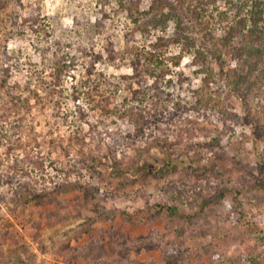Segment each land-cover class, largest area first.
<instances>
[{"label":"rangeland","instance_id":"obj_1","mask_svg":"<svg viewBox=\"0 0 264 264\" xmlns=\"http://www.w3.org/2000/svg\"><path fill=\"white\" fill-rule=\"evenodd\" d=\"M98 1L0 0V66L10 67L8 55L17 59L18 69H12L9 84L20 85L23 97H29L23 90L28 82L36 88L37 73L48 74L41 51L56 48L57 42L67 43L74 18L84 23L99 19ZM150 4L151 0H142V9ZM218 6L229 11L222 1ZM106 10L109 25L105 34L95 37L96 45L102 48L110 37L122 48L130 20L112 4ZM28 12L38 13L43 21L40 37L21 32L20 18ZM211 23L216 37L226 36L225 25ZM195 30L202 32L200 27ZM195 36L202 40L201 34ZM133 40L130 45H145L138 33ZM178 52L173 48L172 53ZM191 59L186 57L176 69L189 78L185 86L190 91H180L183 98H192V89L202 87L199 76L187 67ZM112 72L129 71L124 66ZM80 74L76 71L72 76L78 79ZM74 82L67 77L63 95L55 99L59 105L44 113L33 109L29 97L27 104L33 110L4 117L2 108L6 114L8 106L0 98V264H220L209 261L217 254L228 264H253L251 258L259 253L260 244L252 234L264 236V206L257 204L264 200V137L259 129L248 121L237 125L229 121L232 131L221 137V120L199 118L206 130L195 137H178L172 127L168 135L144 136L135 150L111 153L105 146L107 130L130 133L132 128L113 118L104 128L99 116L92 115L90 122L96 127L90 134L95 141L75 148L69 144L77 140L81 120L79 103L71 99ZM232 103V112L247 116L240 101ZM252 107L261 112L264 97L255 99ZM194 116L187 118L192 122ZM16 125L22 127L11 135ZM11 137L14 155L7 156ZM36 159L44 167L30 162ZM213 165L219 168L216 174L207 170ZM244 179L257 188L253 201L232 190ZM43 187L52 203L35 201L33 195L41 194L38 190ZM101 240L104 250L96 244ZM172 245L182 248L179 258L163 255Z\"/></svg>","mask_w":264,"mask_h":264},{"label":"trees","instance_id":"obj_2","mask_svg":"<svg viewBox=\"0 0 264 264\" xmlns=\"http://www.w3.org/2000/svg\"><path fill=\"white\" fill-rule=\"evenodd\" d=\"M220 1L231 12L221 9L218 6ZM111 4L120 13L126 14L132 26L125 35L126 44L122 48L110 37L106 39L107 44L99 48L95 37L105 34L111 18L106 7ZM97 6L101 14L99 19L84 23L74 18L72 28L68 30L72 36L70 40L67 43L57 42L56 48L48 47L41 51L46 67L43 69L48 70V74H45V70L40 71L36 74V88L33 89L32 82H28L23 89L34 101L33 109L44 113L52 105H59L55 99L63 95L67 77L74 78L71 99L75 104L79 103L77 113L81 125L76 129L77 140L71 142L70 146L81 148L88 143L87 140L95 141L93 134H90L96 127L90 122L92 115L99 116V123L103 127L107 126V119L113 118L125 121L132 128L130 133L106 129L109 141L105 146L111 153L135 150L137 141L144 136L151 132L167 134L172 127L178 137H195L199 131L202 133L206 130L198 122L199 118L221 120V137H225L226 131H232L229 121L235 125L248 121L264 137V109L261 112L252 109L255 99L264 97V30L261 28L264 0H151L149 8L145 10L142 9V0H99ZM5 16L11 18L7 13ZM12 19L10 22L14 21ZM20 19L19 27L23 33L31 32L40 37L45 31L38 13L28 12ZM212 21L225 25V37L215 36L211 30ZM172 25L174 30L168 33ZM196 27H200L203 33L196 31ZM137 33L145 45H130ZM196 34H201L202 40L196 38ZM173 48L179 52L172 53ZM186 57L192 58L187 67L202 82L201 88L192 89V98L182 97L183 90L190 91L185 86L189 78L176 71ZM7 58L10 67L0 66V98L2 100L4 97L8 106L6 114L5 107L2 108L4 117L18 114L22 109L33 110L27 104L29 97L21 94V86L9 84L12 69L18 67L15 57L8 55ZM81 59L86 60L87 64L81 63ZM98 66L102 69H98ZM124 66L129 72L109 73L110 70L120 71ZM80 67L82 70H78ZM76 71L81 72L78 79L72 76ZM176 92L180 94L175 95ZM234 99L246 108L247 116L244 118L230 110L234 107ZM190 114L195 115L192 122L187 118ZM184 124H191L192 127L185 128ZM82 125H88V131L83 132L80 128ZM21 127L16 125L11 135ZM9 143L7 156H13L12 137ZM15 162H19L18 158H15ZM30 162L44 167L43 161L38 159ZM217 169L216 165L207 168L213 174L219 171ZM250 183L244 179L240 186L232 190L236 195H243V200L250 201L252 198L253 201L257 188ZM38 191L41 194H34L33 197L39 204L53 202V198L46 196L47 188ZM93 199H96L95 196L91 201ZM257 204L264 206V200L257 201ZM253 236L260 244V251L251 260L253 264H264V236ZM102 243V240L96 243L100 250H104ZM181 249L172 245L164 250L163 255L179 258ZM17 258L21 259L19 256ZM209 259L228 264L219 254Z\"/></svg>","mask_w":264,"mask_h":264}]
</instances>
